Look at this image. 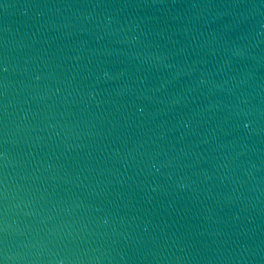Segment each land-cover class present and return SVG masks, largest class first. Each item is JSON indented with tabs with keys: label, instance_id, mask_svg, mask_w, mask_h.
<instances>
[{
	"label": "water",
	"instance_id": "obj_1",
	"mask_svg": "<svg viewBox=\"0 0 264 264\" xmlns=\"http://www.w3.org/2000/svg\"><path fill=\"white\" fill-rule=\"evenodd\" d=\"M2 264H264V0H0Z\"/></svg>",
	"mask_w": 264,
	"mask_h": 264
},
{
	"label": "snow or ice",
	"instance_id": "obj_2",
	"mask_svg": "<svg viewBox=\"0 0 264 264\" xmlns=\"http://www.w3.org/2000/svg\"><path fill=\"white\" fill-rule=\"evenodd\" d=\"M0 264H2V261H0Z\"/></svg>",
	"mask_w": 264,
	"mask_h": 264
}]
</instances>
